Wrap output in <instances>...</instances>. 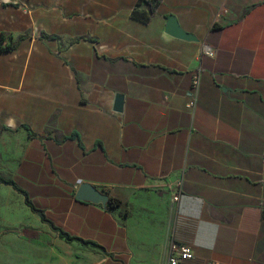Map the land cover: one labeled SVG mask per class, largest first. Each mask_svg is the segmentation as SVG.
<instances>
[{
  "label": "crops",
  "instance_id": "1",
  "mask_svg": "<svg viewBox=\"0 0 264 264\" xmlns=\"http://www.w3.org/2000/svg\"><path fill=\"white\" fill-rule=\"evenodd\" d=\"M137 2L0 0L13 44L0 155L22 156L9 178L58 229L102 246L67 242L17 192L55 241L34 264H166L173 242L194 251L182 264H264V0H162L149 22L131 16ZM171 14L198 40L167 33ZM81 183L121 204L77 199Z\"/></svg>",
  "mask_w": 264,
  "mask_h": 264
},
{
  "label": "rangeland",
  "instance_id": "2",
  "mask_svg": "<svg viewBox=\"0 0 264 264\" xmlns=\"http://www.w3.org/2000/svg\"><path fill=\"white\" fill-rule=\"evenodd\" d=\"M21 160L18 150L0 155V172L9 178ZM46 244H55L51 232L36 231L23 199L0 182V264H34L37 251Z\"/></svg>",
  "mask_w": 264,
  "mask_h": 264
},
{
  "label": "trees",
  "instance_id": "3",
  "mask_svg": "<svg viewBox=\"0 0 264 264\" xmlns=\"http://www.w3.org/2000/svg\"><path fill=\"white\" fill-rule=\"evenodd\" d=\"M162 0H138L137 5L133 8L131 16L134 19L143 21V22H149L152 17L154 16V14L157 12L159 6L161 5ZM141 4H145L146 7L142 8ZM5 36L3 34H0V50L2 51H7V50H11L13 47V44L11 42H8L6 46L2 45V40H4ZM29 133L31 134V131L29 130V128L27 126H25ZM0 182L5 184V185H10L13 187V189H15L17 192L22 193L25 195V203L30 206V208L32 209V211L39 213L42 220L44 222H47L50 224V227L53 231L58 232L59 235L64 238L67 242H72V241H77L79 243H81L82 245L85 246H93L95 248L98 249H102V246H100L99 244H97L96 242L93 241H88V240H84L83 238L80 237H76V236H71L69 233L58 229L52 222H50L44 215V213L38 209H36L32 203L28 200V195L27 193L22 190L14 180H12L11 178H6L1 172H0ZM106 193L110 194V200L108 202L109 207L114 208L117 207L121 204V198H119L116 195H112L111 192L109 190H105Z\"/></svg>",
  "mask_w": 264,
  "mask_h": 264
},
{
  "label": "water",
  "instance_id": "4",
  "mask_svg": "<svg viewBox=\"0 0 264 264\" xmlns=\"http://www.w3.org/2000/svg\"><path fill=\"white\" fill-rule=\"evenodd\" d=\"M166 32L170 35L189 41H197V37L192 33L184 31L175 15L168 16L166 24ZM124 105V94L117 93L115 97L114 110L122 111ZM76 198L82 201H90L98 204L106 205L110 196L108 193L99 190L96 186L89 183H81L76 192Z\"/></svg>",
  "mask_w": 264,
  "mask_h": 264
},
{
  "label": "built area",
  "instance_id": "5",
  "mask_svg": "<svg viewBox=\"0 0 264 264\" xmlns=\"http://www.w3.org/2000/svg\"><path fill=\"white\" fill-rule=\"evenodd\" d=\"M27 11H31L33 8V5L30 4L27 7ZM203 53L213 56L216 53V49L205 46L203 49ZM199 80V75H196L194 77V85H197ZM183 189H184V176H180L173 185L172 188V201L173 202H178L183 194ZM194 251L191 246L187 244H182V243H177L173 242L170 251H169V256L167 259L166 264H182L183 260L191 259L194 257ZM213 264H218L214 262Z\"/></svg>",
  "mask_w": 264,
  "mask_h": 264
}]
</instances>
